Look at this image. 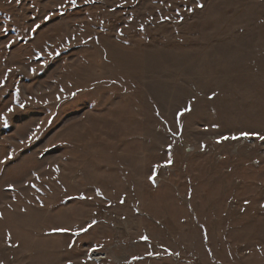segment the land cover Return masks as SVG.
<instances>
[{"label":"rangeland","instance_id":"1","mask_svg":"<svg viewBox=\"0 0 264 264\" xmlns=\"http://www.w3.org/2000/svg\"><path fill=\"white\" fill-rule=\"evenodd\" d=\"M0 117V264H264V0H0Z\"/></svg>","mask_w":264,"mask_h":264},{"label":"snow or ice","instance_id":"2","mask_svg":"<svg viewBox=\"0 0 264 264\" xmlns=\"http://www.w3.org/2000/svg\"><path fill=\"white\" fill-rule=\"evenodd\" d=\"M70 2H71V4H72L73 6H75V4H76V0H70ZM37 27H39V25H37ZM20 107L23 108V105H20ZM188 110H190V109H186V111H188ZM8 112H9V113L13 112V108H11V107L8 108ZM181 115H183V113H181ZM0 119L3 120V122H4V126L7 127V124H8L7 118H6V117H0ZM244 136H245V138H247V137H248V134L245 133ZM224 139H228V137H225ZM233 139H236V137H233ZM260 139H264V136L260 137ZM153 182H155V181H154V178H153ZM89 227H91V225H89ZM87 230H88L87 228L84 229V231H87ZM61 231H63V230H61ZM77 235H79V233H77ZM145 239H147V238H145Z\"/></svg>","mask_w":264,"mask_h":264},{"label":"bare ground","instance_id":"3","mask_svg":"<svg viewBox=\"0 0 264 264\" xmlns=\"http://www.w3.org/2000/svg\"><path fill=\"white\" fill-rule=\"evenodd\" d=\"M98 258H99V257H98ZM98 258H97V259H98ZM100 258H101V257H100ZM94 260H95V258H94ZM94 260H93V261H94Z\"/></svg>","mask_w":264,"mask_h":264}]
</instances>
